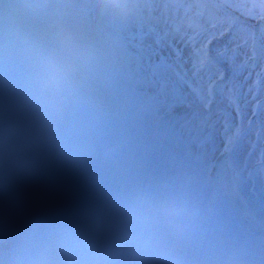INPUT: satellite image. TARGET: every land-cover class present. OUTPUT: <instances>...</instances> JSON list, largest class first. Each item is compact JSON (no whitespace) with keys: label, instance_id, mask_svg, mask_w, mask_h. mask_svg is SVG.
I'll return each mask as SVG.
<instances>
[{"label":"clouds","instance_id":"obj_1","mask_svg":"<svg viewBox=\"0 0 264 264\" xmlns=\"http://www.w3.org/2000/svg\"><path fill=\"white\" fill-rule=\"evenodd\" d=\"M78 0H0V222L44 193L74 187L93 154L74 117L95 53L81 42ZM114 24L137 20L145 0H91ZM200 209L171 185L135 187L91 204L75 220L26 238L0 264H186Z\"/></svg>","mask_w":264,"mask_h":264},{"label":"trees","instance_id":"obj_2","mask_svg":"<svg viewBox=\"0 0 264 264\" xmlns=\"http://www.w3.org/2000/svg\"><path fill=\"white\" fill-rule=\"evenodd\" d=\"M258 14H259V11L256 10L252 14H250V18H252L251 16H253L254 18H257ZM254 18H252V19H254Z\"/></svg>","mask_w":264,"mask_h":264}]
</instances>
